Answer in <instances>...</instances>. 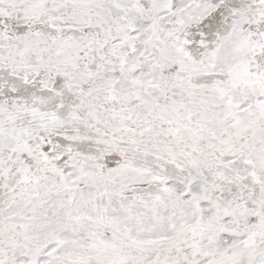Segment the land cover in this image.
<instances>
[{
	"label": "snow or ice",
	"instance_id": "snow-or-ice-1",
	"mask_svg": "<svg viewBox=\"0 0 264 264\" xmlns=\"http://www.w3.org/2000/svg\"><path fill=\"white\" fill-rule=\"evenodd\" d=\"M0 264H264V0H0Z\"/></svg>",
	"mask_w": 264,
	"mask_h": 264
}]
</instances>
